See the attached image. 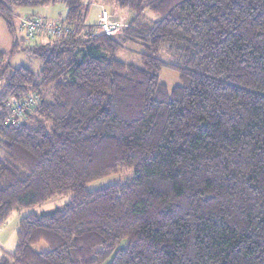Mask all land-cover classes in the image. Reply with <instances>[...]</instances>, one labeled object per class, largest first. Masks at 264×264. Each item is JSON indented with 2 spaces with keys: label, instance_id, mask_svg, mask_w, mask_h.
<instances>
[{
  "label": "trees",
  "instance_id": "obj_1",
  "mask_svg": "<svg viewBox=\"0 0 264 264\" xmlns=\"http://www.w3.org/2000/svg\"><path fill=\"white\" fill-rule=\"evenodd\" d=\"M59 1L70 33L21 45L18 12ZM112 1L132 19L105 36L83 0H0L12 52L41 63L0 53V227L72 196L22 217L0 264H264V0ZM127 44L138 66L116 58ZM120 170L132 179L86 189Z\"/></svg>",
  "mask_w": 264,
  "mask_h": 264
},
{
  "label": "rangeland",
  "instance_id": "obj_2",
  "mask_svg": "<svg viewBox=\"0 0 264 264\" xmlns=\"http://www.w3.org/2000/svg\"><path fill=\"white\" fill-rule=\"evenodd\" d=\"M86 5V18L85 24L87 26L96 27L97 22L100 18V13L106 11L110 18L115 20L116 24L125 26L128 20L132 19V15L127 10H120L117 8L112 0H83ZM66 7L63 2L59 1L53 6H47L46 8H35V9H22L17 14L18 17L14 20L15 34L17 38H21L24 42L21 45H31L39 42H46L44 36L38 39H27L23 35L22 31L18 29V24L23 16L35 15L33 17H40V15L47 16L50 19L60 23L59 15L61 18L65 13ZM38 13V14H37ZM40 14V15H39ZM39 15V16H36ZM146 16L150 19H155V16L149 12H146ZM42 18V16H41ZM45 19V18H44ZM48 21V20H47ZM111 21V20H110ZM50 22V21H49ZM52 23V22H51ZM12 52V36L3 21L0 18V53H4L6 58L3 61L8 62L13 68L19 66H25L31 69L33 72L37 73L41 69V63L34 56L26 51L20 50ZM143 51L142 46L137 44H127L124 50L116 53V58L127 64L139 65V54ZM162 58L168 60L166 56L162 54ZM159 82L164 84L169 90L174 86L179 84L178 75L176 72L169 69H162L159 73ZM133 177V172L129 170H120L115 174L107 176L98 181L89 183L86 189L89 191H95L102 189L104 187L115 185L119 183H124L131 180ZM71 195L63 197H53L46 201L45 203L38 205L30 209H20L12 213L8 221L0 227V256L6 254L7 252H13L16 244V232L18 228V223L20 219L26 215L34 214L36 216L46 215L53 213L58 210H62L71 200ZM1 247H3L1 249ZM37 251H44L47 249L43 242L38 243L35 247ZM110 259L106 260L103 264H108Z\"/></svg>",
  "mask_w": 264,
  "mask_h": 264
},
{
  "label": "built area",
  "instance_id": "obj_3",
  "mask_svg": "<svg viewBox=\"0 0 264 264\" xmlns=\"http://www.w3.org/2000/svg\"><path fill=\"white\" fill-rule=\"evenodd\" d=\"M123 27V25L111 22L106 11L100 13L97 29L103 35L112 36ZM18 29L22 31L27 39H41V37L44 36L46 41L57 39L70 33V30L63 27L61 24L51 23L44 18L33 16H23L19 21ZM34 105L35 96H29L26 100L20 102H12V104H10L12 118L8 119V121L16 123V121L22 120L26 112H29ZM5 124H7V122H5Z\"/></svg>",
  "mask_w": 264,
  "mask_h": 264
},
{
  "label": "crops",
  "instance_id": "obj_4",
  "mask_svg": "<svg viewBox=\"0 0 264 264\" xmlns=\"http://www.w3.org/2000/svg\"><path fill=\"white\" fill-rule=\"evenodd\" d=\"M47 7V6H46ZM46 7H40V8H46ZM65 12H66V10H65ZM19 13V12H18ZM38 14V13H37ZM40 15V14H39ZM39 15H36V16H39ZM64 15H65V13L63 14V17L61 18V15H59V18H60V20H62L63 18H64ZM30 16H35V15H30ZM42 16V18H45L46 20H48V21H50V22H52V23H56V21H54L53 19H50V18H48L47 16H44V15H40V17ZM110 20H111V22H116L115 20H113V19H111L110 18ZM3 247H1V249H2ZM14 250V249H13ZM1 251V250H0ZM2 252V251H1ZM11 253V252H10ZM9 252H7L6 254H4V255H7V254H10ZM3 256V255H2ZM2 256H0V257H2Z\"/></svg>",
  "mask_w": 264,
  "mask_h": 264
}]
</instances>
